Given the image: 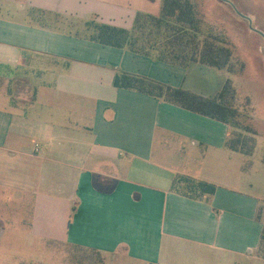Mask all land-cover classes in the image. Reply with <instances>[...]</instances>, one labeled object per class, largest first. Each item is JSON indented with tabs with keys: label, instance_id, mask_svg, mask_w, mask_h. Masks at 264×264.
<instances>
[{
	"label": "crops",
	"instance_id": "0c3cea01",
	"mask_svg": "<svg viewBox=\"0 0 264 264\" xmlns=\"http://www.w3.org/2000/svg\"><path fill=\"white\" fill-rule=\"evenodd\" d=\"M160 7L0 0V184L24 157L59 164L45 177L59 186L49 193L73 203L63 242L109 261L264 264L262 199L227 185L248 159L226 147L229 126L201 110L226 74L92 38L102 25L130 30L138 13ZM116 75L130 83L116 88ZM32 138L41 145L27 152ZM178 177L216 190L184 196L172 189Z\"/></svg>",
	"mask_w": 264,
	"mask_h": 264
},
{
	"label": "rangeland",
	"instance_id": "374dc122",
	"mask_svg": "<svg viewBox=\"0 0 264 264\" xmlns=\"http://www.w3.org/2000/svg\"><path fill=\"white\" fill-rule=\"evenodd\" d=\"M189 1L202 30L220 37L232 50L231 68L223 72L236 92L235 119L250 126L248 137L255 142L248 162L237 167L227 185L258 195L264 204V0ZM35 144L41 145L38 139L29 140L27 152ZM49 164L24 157L23 168L0 184V264H129L63 242L73 203L67 195L52 194L59 186L45 176L52 170L53 178L59 175L60 165ZM262 218L264 222V213ZM263 249L264 244L259 255Z\"/></svg>",
	"mask_w": 264,
	"mask_h": 264
},
{
	"label": "trees",
	"instance_id": "16d2710c",
	"mask_svg": "<svg viewBox=\"0 0 264 264\" xmlns=\"http://www.w3.org/2000/svg\"><path fill=\"white\" fill-rule=\"evenodd\" d=\"M92 38L101 44L126 48L133 53L183 68L190 63H198L222 72H229L231 68L232 50L223 39L202 30L200 20L197 19L189 0H161L158 16L138 13L130 30L98 26ZM125 83H130L128 77L115 76L113 85L116 88L125 87ZM235 96L231 80L226 79L214 97L201 99V110L229 126L230 136L225 143L229 150L251 157L255 142L248 137L250 126L240 124V121L235 119ZM205 106L208 108H204ZM172 189L182 192L184 196L198 198L203 194L214 193L216 186L204 181L178 177ZM262 244L264 231L258 249ZM89 251L99 254L93 250ZM260 256L264 258V249Z\"/></svg>",
	"mask_w": 264,
	"mask_h": 264
},
{
	"label": "water",
	"instance_id": "95a60500",
	"mask_svg": "<svg viewBox=\"0 0 264 264\" xmlns=\"http://www.w3.org/2000/svg\"><path fill=\"white\" fill-rule=\"evenodd\" d=\"M223 1H226V0H223ZM240 15H241V14H240ZM241 16L244 17V18H246V19L248 20V22L251 23V20H250L249 17H247V16H243V15H241ZM253 30L256 31L257 33L263 35L260 31H257V30H255V29H253ZM263 37H264V35H263Z\"/></svg>",
	"mask_w": 264,
	"mask_h": 264
}]
</instances>
